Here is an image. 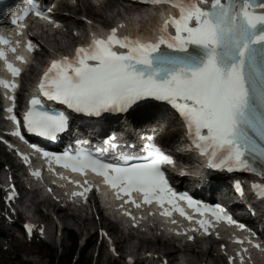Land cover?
Instances as JSON below:
<instances>
[{
  "label": "snow or ice",
  "instance_id": "obj_1",
  "mask_svg": "<svg viewBox=\"0 0 264 264\" xmlns=\"http://www.w3.org/2000/svg\"><path fill=\"white\" fill-rule=\"evenodd\" d=\"M139 2L153 7L168 6L177 14H159L161 19L154 39L119 34V30L126 27L121 22L107 34L91 32L90 42L76 46L72 57L61 55L51 59L39 78L38 95L29 100L22 120L14 114L16 97H7L13 105L6 109L13 113L10 119L15 129L11 135L24 140L22 133L27 131L44 139L57 140L70 131L74 114L86 116L90 118L92 134L102 136L107 147L91 150L84 147L83 142H77L74 151L62 153L32 147L65 169L80 175L90 171L102 177L103 184L109 186L115 199L123 200V204L139 209L155 203L161 209L159 215L171 217L175 211L192 222L194 217L178 206L177 202L182 200L201 217L208 212L215 221L237 224L243 229L245 226L238 224L221 205H207L173 189L166 166H175L176 157L157 142L156 128L152 135L143 137L147 143L143 145L141 156L118 152L108 157L101 153L109 148L118 149L120 136L126 137L138 129L142 133L140 121L155 109L153 101L165 102L178 113L177 118L185 130L184 140L198 156L205 158L203 170L197 171L198 178L207 179L214 172H239L258 177L259 183L253 182L251 191L264 204V0ZM56 7L53 3L41 9L35 0H29V7L12 24L18 25L19 20L32 13L53 31L58 30L62 25L51 15ZM22 29L23 25H19L18 36L23 35ZM0 43L10 45L2 36ZM16 43L19 45L20 41ZM23 46L29 53L38 47L31 39ZM9 51L16 53L17 49L10 46ZM0 59L5 60L13 77L10 82L0 83L12 92L18 87L15 78L21 75V69L8 63L3 53ZM16 60L25 65L29 62L22 55H17ZM48 104L64 108L47 107ZM113 115L122 118V123L109 134L104 125ZM22 159L25 164L29 162L26 155H22ZM140 159L143 162H133ZM61 179H64L62 174ZM74 183L83 187V191H74L71 195L82 197L87 203L85 194L92 190V185L87 179L83 185L80 181ZM234 190L239 196H245L240 179L235 180ZM133 193L140 194L141 199H134ZM14 197L15 193L7 199L10 202ZM154 214L148 212L149 216ZM123 215L131 218L133 227L139 226L130 211L126 210ZM170 223L177 222L173 219ZM196 224L198 227L184 233L177 230L176 235L183 234L188 241L195 242L196 236L189 233L200 232L206 237L212 234V221L201 218ZM23 227L31 239L33 225L25 223ZM39 231L43 235L42 227ZM101 235L108 236L103 230ZM108 239L111 244V237ZM236 243L242 245L244 241ZM248 243L264 251L260 244H253L251 240ZM111 251L116 252L115 247ZM246 252L248 249L242 248V252L236 253L241 264H244L242 253ZM228 260L229 264H236L234 257Z\"/></svg>",
  "mask_w": 264,
  "mask_h": 264
},
{
  "label": "rangeland",
  "instance_id": "obj_2",
  "mask_svg": "<svg viewBox=\"0 0 264 264\" xmlns=\"http://www.w3.org/2000/svg\"><path fill=\"white\" fill-rule=\"evenodd\" d=\"M116 3L119 4L120 3V0L116 1ZM77 9L80 10L81 7H78ZM82 10L79 12L80 15L83 14V11ZM94 12H96V10ZM97 12L98 13H101L104 18L107 15V19L108 20H110V17L112 16L110 13H107L104 10H98ZM142 16H143V18L149 20V17H145L144 15H142ZM93 17L98 22H102L103 23L101 17H98L97 15L96 16H93ZM110 24H106V25H110ZM146 28H149V24L148 23L146 25H141V29L142 30L146 31L147 30ZM62 33H64V32H62ZM62 33H61V35H58L57 37H54L53 38V43L54 44L57 43V46L58 47H60V48L62 47L64 49L66 47V45H72L73 44V41L69 39V37H68V35L66 33H64L63 35H62ZM175 143L177 144V136H176ZM178 148H179L178 150L181 153H184L183 150H182V147H178ZM65 223L68 226V228H71V227L75 226L74 221L66 220ZM91 226H92L91 223H88L87 224V230L89 228L91 229ZM79 229L77 228V230L80 231L81 233H86V231L84 229H80V230ZM131 244H133V243H131ZM132 247H134V248H132ZM135 248H136V244L130 245V249L133 250ZM146 248L151 249V250L158 249L157 245H154V244H151V243H148V245H147ZM51 249H53V248L52 247H48V249H44V250L37 251V248L34 247L33 250H32L33 251V254L29 255V254H27L24 251L25 249L16 247V248H13V251L10 252L9 254H7L6 256H3L2 257L0 255V264H25V263H31V264H47L48 263V258L51 255V251H52ZM70 249H71L70 244H69L67 238L65 237L63 239L61 245H60V250L57 253L59 254L61 252V253L64 254V253L69 252ZM161 251H163V250H161ZM86 257H90V253H87L86 254ZM199 259H201V256L198 257V258H196V256H190L188 258V262H190V264H195L196 260H199ZM180 264H182V261L180 262Z\"/></svg>",
  "mask_w": 264,
  "mask_h": 264
},
{
  "label": "bare ground",
  "instance_id": "obj_3",
  "mask_svg": "<svg viewBox=\"0 0 264 264\" xmlns=\"http://www.w3.org/2000/svg\"><path fill=\"white\" fill-rule=\"evenodd\" d=\"M112 1H118V0H112ZM112 1H110V3H112ZM81 3V5H84L85 6V4H84V1H81L80 2ZM106 6H107V3H101V4H99V10H104L105 8H106ZM93 7L94 6H92V8L91 9H87V8H84V10H87V12H88V14L89 15H91V16H98V17H101L102 18V21H103V23L105 22V23H107L109 20L107 19V15L105 16V18L102 16V14L101 13H98L97 11L98 10H96V12H94L95 10L93 9ZM140 10V7H135L134 8V11H139ZM76 11L77 12H79L80 10H78V9H76ZM155 23V20L153 21V24ZM76 25H80L81 26V23L80 22H76L75 23ZM67 28V31L70 33V28L69 27H66ZM67 46V45H66ZM169 124H173V122L172 123H169ZM171 133H172V138H175V136H176V131L175 130H172L171 131ZM57 219L59 220V221H61L62 222V220H65V218L66 217H69V215L67 214V213H65V211L64 210H62V209H60V208H57ZM86 221H90V219L89 220H87V219H81V217H79L78 218V220L76 221V224L79 226V227H85L86 226ZM0 234L1 235H3V236H5V237H10V238H13V233L12 232H7V231H5L3 228H0ZM132 248H134V247H132ZM135 250H136V248H135ZM170 257L172 258V261H174V257H173V255L171 254L170 255Z\"/></svg>",
  "mask_w": 264,
  "mask_h": 264
},
{
  "label": "trees",
  "instance_id": "obj_4",
  "mask_svg": "<svg viewBox=\"0 0 264 264\" xmlns=\"http://www.w3.org/2000/svg\"><path fill=\"white\" fill-rule=\"evenodd\" d=\"M50 264H53V262H51Z\"/></svg>",
  "mask_w": 264,
  "mask_h": 264
}]
</instances>
